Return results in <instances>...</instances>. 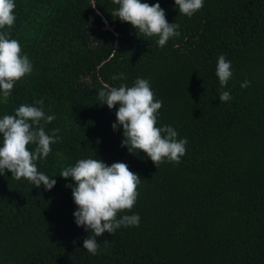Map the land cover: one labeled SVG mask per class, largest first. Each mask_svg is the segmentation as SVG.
<instances>
[{
	"label": "trees",
	"instance_id": "obj_1",
	"mask_svg": "<svg viewBox=\"0 0 264 264\" xmlns=\"http://www.w3.org/2000/svg\"><path fill=\"white\" fill-rule=\"evenodd\" d=\"M95 2L15 0L7 31L32 72L7 103L0 98V118L42 98L45 114L55 115L45 131L59 129L60 140L37 161L56 180L51 190L0 175V264H264V0H204L191 17L174 0H141L159 3L179 25L163 47L114 18L112 0ZM221 54L233 72L223 88ZM119 73L125 79L113 80ZM137 78L163 102L157 127L187 138L179 164L156 168L142 151L129 153L122 127H111L118 105L99 104L105 85L130 87ZM222 91L232 99L220 102ZM83 158L124 162L141 177L135 206L121 213L138 214L139 225L97 237L96 255L83 248L92 233L74 220L65 187L74 182L59 176Z\"/></svg>",
	"mask_w": 264,
	"mask_h": 264
},
{
	"label": "clouds",
	"instance_id": "obj_2",
	"mask_svg": "<svg viewBox=\"0 0 264 264\" xmlns=\"http://www.w3.org/2000/svg\"><path fill=\"white\" fill-rule=\"evenodd\" d=\"M118 7L111 12L114 18L129 23L138 37H158V47L167 44L170 38L179 36V25L169 23L165 10L159 3H142L141 0H112ZM93 0L91 7H96ZM179 13L191 17L201 10L204 0H174ZM15 0H0V98L7 103L14 85L32 72V63L22 54L20 42L10 38L16 20ZM99 14V13H98ZM215 74L221 88L232 78L231 61L224 54L218 56ZM113 80L125 79L123 73L113 75ZM250 81H243L241 88H247ZM99 104L109 109L118 105L116 120L111 127L115 131L122 127L121 146L131 154L142 151L157 168L165 161L179 164L186 154L187 138L178 139L177 131L170 125L157 127L159 110L163 102L155 98V93L147 79L137 78L132 86L120 84L118 87L105 85L98 91ZM232 99L228 91L219 94L220 102ZM44 101L38 99L33 105L21 104L13 114L0 118V175L5 171L16 180L26 179L33 187L51 190L56 180L38 170L37 161L47 158L51 145L57 143L59 129L45 131L55 115H46ZM35 105H40L37 107ZM54 176V175H53ZM71 178V196L76 210L73 212L77 226L83 227L91 236L83 240V248L96 255L100 246L97 237L105 232L110 235L123 227L138 226V214L121 215L130 212L137 201L141 177L131 171L124 162L110 165L98 158H83L73 166L64 168L59 174ZM108 241L105 240V243Z\"/></svg>",
	"mask_w": 264,
	"mask_h": 264
}]
</instances>
